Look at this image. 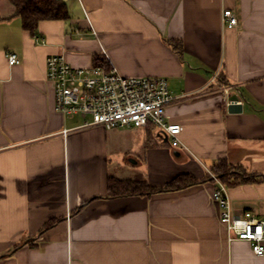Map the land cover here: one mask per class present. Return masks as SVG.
<instances>
[{"label":"crops","instance_id":"1","mask_svg":"<svg viewBox=\"0 0 264 264\" xmlns=\"http://www.w3.org/2000/svg\"><path fill=\"white\" fill-rule=\"evenodd\" d=\"M61 1L69 20L33 34L0 0V264H264L229 240L212 198L222 160L264 176V0ZM225 10L236 27L223 24ZM57 55L74 68L166 78L177 98L166 121L182 126L181 146L149 127L107 131L57 112L47 79ZM236 100L243 111L231 114ZM185 177L212 180L110 196L111 179L162 189ZM227 196L235 216L264 219V181Z\"/></svg>","mask_w":264,"mask_h":264},{"label":"built area","instance_id":"2","mask_svg":"<svg viewBox=\"0 0 264 264\" xmlns=\"http://www.w3.org/2000/svg\"><path fill=\"white\" fill-rule=\"evenodd\" d=\"M222 22L232 28L238 20L231 10H225ZM94 34H96L94 32ZM9 65H19L15 54L7 56ZM47 79L54 84L56 110L66 118L84 115L89 118L83 127H102L107 131L120 129L152 128L167 140L172 148L181 146L182 126L166 121V110L177 98L169 89L166 78L121 76L113 66L94 65L90 68H74L63 55L47 60ZM219 72L212 83H218ZM230 87L224 88L229 96ZM243 100L228 102V106ZM64 135L69 130H64ZM218 182L213 200L220 207V222L225 226L230 241H244L252 252L264 256V219L251 212L241 216L232 213L227 187Z\"/></svg>","mask_w":264,"mask_h":264},{"label":"trees","instance_id":"3","mask_svg":"<svg viewBox=\"0 0 264 264\" xmlns=\"http://www.w3.org/2000/svg\"><path fill=\"white\" fill-rule=\"evenodd\" d=\"M9 2L15 8V15L22 20L24 29L33 34L36 33L42 22L69 20V10L61 0H9ZM213 175L227 188L264 181V176L248 174L239 166L231 165L226 160L220 161L213 170ZM209 179L212 180V177L203 180L179 178L162 189L153 188L147 183L111 179L110 196H153L165 192L185 190L205 183ZM54 225V222L48 224L42 232L51 229Z\"/></svg>","mask_w":264,"mask_h":264},{"label":"water","instance_id":"4","mask_svg":"<svg viewBox=\"0 0 264 264\" xmlns=\"http://www.w3.org/2000/svg\"><path fill=\"white\" fill-rule=\"evenodd\" d=\"M228 111L231 114H240L243 111V106L242 105H238L236 103H233V104L228 106Z\"/></svg>","mask_w":264,"mask_h":264},{"label":"rangeland","instance_id":"5","mask_svg":"<svg viewBox=\"0 0 264 264\" xmlns=\"http://www.w3.org/2000/svg\"><path fill=\"white\" fill-rule=\"evenodd\" d=\"M79 116H80L79 118H81V119H83V120H84V119H85V120L87 119V117L84 116V115H79Z\"/></svg>","mask_w":264,"mask_h":264}]
</instances>
